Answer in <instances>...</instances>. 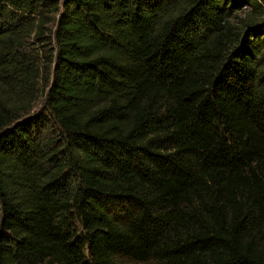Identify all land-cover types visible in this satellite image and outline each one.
<instances>
[{"label": "trees", "instance_id": "16d2710c", "mask_svg": "<svg viewBox=\"0 0 264 264\" xmlns=\"http://www.w3.org/2000/svg\"><path fill=\"white\" fill-rule=\"evenodd\" d=\"M264 264V0H0V264Z\"/></svg>", "mask_w": 264, "mask_h": 264}, {"label": "rangeland", "instance_id": "374dc122", "mask_svg": "<svg viewBox=\"0 0 264 264\" xmlns=\"http://www.w3.org/2000/svg\"><path fill=\"white\" fill-rule=\"evenodd\" d=\"M117 264H140V263H137V262H134L130 259H126V258H119L117 260Z\"/></svg>", "mask_w": 264, "mask_h": 264}]
</instances>
